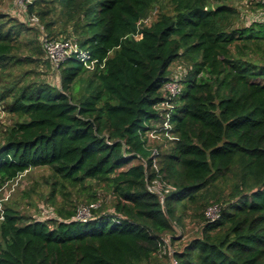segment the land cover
Returning <instances> with one entry per match:
<instances>
[{
	"label": "trees",
	"instance_id": "16d2710c",
	"mask_svg": "<svg viewBox=\"0 0 264 264\" xmlns=\"http://www.w3.org/2000/svg\"><path fill=\"white\" fill-rule=\"evenodd\" d=\"M166 1L170 9L145 24L158 0H34L29 12L47 34L75 38L93 62L72 54L60 85L27 72L1 83L23 61L14 42L28 27L0 22V101L14 117L0 143V188L49 166L52 205L57 191L68 194L65 182H95L113 206L83 221L73 203L49 218L5 203L0 264H159L166 236L171 245L182 238L175 230L188 209L204 222L171 263L264 264V22L234 26L226 3ZM181 57L193 69L171 99L176 138L161 153L147 133L164 126L158 106ZM211 204L219 206L213 221L204 211Z\"/></svg>",
	"mask_w": 264,
	"mask_h": 264
},
{
	"label": "rangeland",
	"instance_id": "374dc122",
	"mask_svg": "<svg viewBox=\"0 0 264 264\" xmlns=\"http://www.w3.org/2000/svg\"><path fill=\"white\" fill-rule=\"evenodd\" d=\"M216 3H226L233 8V14L230 16V20L234 26L248 25L250 21L257 17L262 8L261 0H208L209 6H213V4ZM47 6H52V4H48ZM168 9H170V5L166 0H158L143 22L145 24H150L156 19L158 12L167 11ZM0 14L4 15V18L0 20V22L6 21L7 27L10 25L8 23H12L14 28L17 27L18 23H22L25 27H28L27 30H23L21 35L14 42L17 47L16 56L23 59V61L21 64H13L6 68L12 73L11 75H6V73L3 74L1 83H9V81L15 80L18 75L20 76L27 72L26 79L45 80L51 84L60 85L61 77L59 71H55L49 64L41 44L42 34L48 33V29L45 27V21L41 20L38 15L39 25L29 20L28 17L31 15L30 12L24 14L20 8L15 5L14 0H0ZM70 30L71 29L68 31ZM55 31H61V28H55ZM171 69V76L179 75V71L181 72L178 77L181 79L180 81L183 87L182 81L188 75L187 70L191 69L192 71L193 63L181 57L173 63ZM184 69L186 70L184 71ZM173 102H176V100ZM173 102L171 106L162 109L163 113L166 114L173 109L175 105ZM13 123V115L5 108L3 102L0 101V143L4 139L6 130ZM160 125L161 123H158L157 128L151 129L147 135L151 147L163 153L170 148L176 136L168 130L171 126L170 124L164 123L162 128H158ZM136 162V160L132 161V163ZM156 166H159L158 162ZM51 172L49 166L34 167L8 182L6 186L0 189V201L4 208L6 203L26 215L37 218L59 217L60 214L55 207L63 206L64 203H68V205L73 203L76 209L82 204L97 203L98 207L95 209L96 212L99 210H107L110 213L113 212L112 196L111 193L106 190L105 183L97 184L91 182L86 185L79 184L73 186L65 182L68 194L64 195L62 190L57 191V205H52L47 201L48 195L53 188V182L55 181V179L51 177ZM150 187L156 190L161 189V186L157 182H154ZM221 187L223 189V187H226V184H221ZM93 190H98L99 199L96 201L91 200L90 191ZM226 192L230 191L228 190ZM207 209L208 207L206 210ZM206 210H204L205 218L207 217ZM196 211H194V209H188L185 225L176 227V235L181 236V239L171 245L170 238L166 236L167 239H165L161 251L157 256L159 264H171V254L169 251L179 249L183 243L199 235L204 219H202ZM93 215L94 210H92L90 217H93Z\"/></svg>",
	"mask_w": 264,
	"mask_h": 264
},
{
	"label": "built area",
	"instance_id": "2783aa9c",
	"mask_svg": "<svg viewBox=\"0 0 264 264\" xmlns=\"http://www.w3.org/2000/svg\"><path fill=\"white\" fill-rule=\"evenodd\" d=\"M34 2V0H14L15 5L20 8V10L24 14L29 13V6ZM262 2V8L259 11L257 17L253 19L251 22H264V0H261ZM31 14V13H30ZM29 20L34 22L35 24L39 25V17L35 14H31L28 17ZM41 44L45 51L46 58L49 60L50 64L52 65L53 69L55 71H59L60 65L62 62L67 60L72 54L76 53L80 59L85 62V64L88 67L93 66V62L89 63V55L86 51L81 50L78 46V41L71 37V38H53L50 37L47 33H43L41 36ZM186 69H184L185 71ZM181 74V72L179 71ZM179 74V75H180ZM179 75L172 76L164 85L165 90L167 92V95L165 97V101L160 103L158 108L162 111V109H165L168 106H171L172 98L177 97L181 91H182V85H181V79L178 77ZM171 111V110H170ZM170 111H168L166 115L165 124H169V116ZM12 181V180H11ZM10 182V181H9ZM8 183V182H7ZM7 183L4 185L6 186ZM2 186V187H4ZM1 187V188H2ZM0 188V189H1ZM7 198V197H6ZM98 207L97 203H88V204H82L78 207L76 214L74 218L86 221L90 219L91 212L95 208ZM207 218L211 221L215 220L219 216V206L218 205H212L208 207L206 210ZM5 218V209L3 204L0 201V221L4 220ZM166 239V238H165ZM164 239V242H165ZM171 254V250L169 251ZM171 264H178L177 260L172 258Z\"/></svg>",
	"mask_w": 264,
	"mask_h": 264
}]
</instances>
